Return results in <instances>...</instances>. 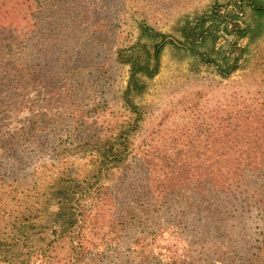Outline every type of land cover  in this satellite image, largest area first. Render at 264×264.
<instances>
[{
  "label": "trees",
  "instance_id": "16d2710c",
  "mask_svg": "<svg viewBox=\"0 0 264 264\" xmlns=\"http://www.w3.org/2000/svg\"><path fill=\"white\" fill-rule=\"evenodd\" d=\"M211 17L226 24L228 33L229 21L237 20L238 39L254 41L264 34V0H235L231 12L221 17L214 11ZM214 22L203 17L188 25L183 42L142 23L141 38L150 44L117 53V62L129 66L121 102L130 116L115 133L90 137L78 120L107 108L111 83L106 56L98 55L107 45L98 35L55 45L60 66L55 86L35 61L15 55L21 43L0 42V114L30 84L81 95L84 101L73 124L38 117L21 134L0 140V264H59L62 250H67L66 264H96L111 257L94 252L100 239L111 247L131 242L145 255V242L190 217L197 235L203 224L220 231L218 222L236 213L264 217V115L227 117L215 129L199 127L181 145L174 139L172 149L135 138L148 114L141 98L159 75L167 46L188 52L224 79L244 69L248 48L234 45L236 57L217 49ZM257 236L255 259L241 264H264V227ZM165 250L151 259L137 252L134 260L119 264H179L170 247Z\"/></svg>",
  "mask_w": 264,
  "mask_h": 264
},
{
  "label": "rangeland",
  "instance_id": "374dc122",
  "mask_svg": "<svg viewBox=\"0 0 264 264\" xmlns=\"http://www.w3.org/2000/svg\"><path fill=\"white\" fill-rule=\"evenodd\" d=\"M234 3L235 0H0V42L15 39L21 43L23 47H16L15 55L35 61L48 82L55 86L54 77L60 67L56 65L55 45L84 42L90 33L98 35V40L107 45L98 55L106 56L111 83L106 87L107 108L104 106V111L80 116L78 120L82 132L90 137L115 133L117 125L130 116L121 102L128 85L129 66L117 62V53L137 43L150 44L141 38L142 23L175 42H183L185 27L194 26L203 17L215 20L217 49L236 57L231 54L234 45L248 48L243 54V60L247 61H241L245 62L244 69L224 79L214 68L169 45L163 52L159 75L148 82V91L141 98L148 114L135 136L136 141L152 140L158 148L172 149L174 139L181 145L199 127L215 129L217 122L227 117L264 115V34L254 41L238 39L233 24L237 20L229 21L228 33L226 24L220 25L211 17L214 11L221 17L231 12ZM52 88L30 84L22 97L0 114V140L21 134L38 117L73 124V113L84 103L83 96L75 97L73 93ZM186 221L181 227L177 223L166 227L162 236L145 242V255L131 242L111 247L100 239L92 247L94 252H109L111 257L95 263L128 262L134 260L131 256L137 252L151 259V254L160 257V252H166L167 247L179 264H241L255 259L253 248L258 232L264 227V217L259 218L255 211L236 213L218 222L220 231L213 225L203 224L198 227L199 235L196 226L191 224L195 223L193 218ZM67 256V250H62L59 264H66Z\"/></svg>",
  "mask_w": 264,
  "mask_h": 264
}]
</instances>
